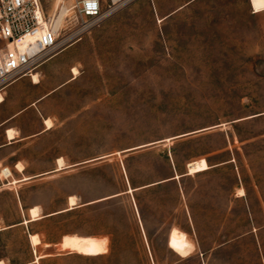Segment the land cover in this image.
<instances>
[{"label": "rangeland", "instance_id": "374dc122", "mask_svg": "<svg viewBox=\"0 0 264 264\" xmlns=\"http://www.w3.org/2000/svg\"><path fill=\"white\" fill-rule=\"evenodd\" d=\"M74 39L16 125L47 130L0 152V261L264 264V0H130Z\"/></svg>", "mask_w": 264, "mask_h": 264}, {"label": "built area", "instance_id": "2783aa9c", "mask_svg": "<svg viewBox=\"0 0 264 264\" xmlns=\"http://www.w3.org/2000/svg\"><path fill=\"white\" fill-rule=\"evenodd\" d=\"M128 1L0 0V93L19 78L32 77L73 38L100 26ZM63 7L66 26L58 28L55 22Z\"/></svg>", "mask_w": 264, "mask_h": 264}, {"label": "crops", "instance_id": "0c3cea01", "mask_svg": "<svg viewBox=\"0 0 264 264\" xmlns=\"http://www.w3.org/2000/svg\"><path fill=\"white\" fill-rule=\"evenodd\" d=\"M63 52H65V50L56 54L45 63H43L42 71L45 70L43 69V67L50 60L61 55ZM52 90L46 93L43 89L41 80L39 83H35L33 81V77L23 76L8 85L2 91L4 99L3 101H0V152L4 151L9 146H12L13 144L21 141L22 139H25L29 136L31 137L34 135H38L42 131L47 130L44 123V120L46 118L43 119L44 125L42 126L41 130H39V132L35 134L21 136L22 129H20V127H17L16 125L19 126V124L21 123L20 118L26 110L31 109L33 106H35L36 109L39 110L38 105L43 100V98H45V96ZM9 129H12L15 132V136L13 138L8 137ZM5 184H10V182ZM2 185H4V182H2Z\"/></svg>", "mask_w": 264, "mask_h": 264}, {"label": "bare ground", "instance_id": "6f19581e", "mask_svg": "<svg viewBox=\"0 0 264 264\" xmlns=\"http://www.w3.org/2000/svg\"><path fill=\"white\" fill-rule=\"evenodd\" d=\"M66 11H67V9L65 7H63L60 10L58 18L56 19V22H55L56 27L64 28V26H65L64 16L66 14ZM73 74L74 75L78 74V71L76 68L73 69ZM33 79H34V82H36V83L39 81L37 75H33ZM2 100H3V97L0 94V101H2ZM45 121H47V123H48L47 127H50L51 121L48 119ZM14 136H15L14 132L11 129H9L8 130V137L13 138ZM191 166L195 169H199L197 162L192 163ZM58 168H61V167L59 166ZM27 178H29V177H24L22 179H27ZM19 180L20 179L13 180L12 183H16ZM69 204H70V206L75 204V196L70 197V203ZM30 211H31V218L29 221H32V220L39 218V207L38 206L32 207L30 209ZM24 222H28V220H25ZM0 229H1V227H0ZM31 240L35 244L40 241L37 234H32ZM59 248L64 250V251H97L99 248V242L95 237H91V236H79L76 234L65 235L62 242L59 245ZM0 264H5V263H4V261L1 260Z\"/></svg>", "mask_w": 264, "mask_h": 264}, {"label": "trees", "instance_id": "16d2710c", "mask_svg": "<svg viewBox=\"0 0 264 264\" xmlns=\"http://www.w3.org/2000/svg\"><path fill=\"white\" fill-rule=\"evenodd\" d=\"M184 174H182V175H180L179 177H182ZM175 175L173 174V175H171L170 177H168V178H166V180H164V182L162 181V182H159V183H157V184H162V183H166V182H169V181H173L174 179H169V178H171V177H174ZM21 181H23V180H25V179H20ZM76 206H77V204H75L71 209H70V207L68 208V210H73V209H75L76 208ZM67 210V211H68Z\"/></svg>", "mask_w": 264, "mask_h": 264}, {"label": "water", "instance_id": "95a60500", "mask_svg": "<svg viewBox=\"0 0 264 264\" xmlns=\"http://www.w3.org/2000/svg\"><path fill=\"white\" fill-rule=\"evenodd\" d=\"M177 176V174L174 176V177H171V178H169V179H175V178H178V177H176ZM66 210H68V209H66Z\"/></svg>", "mask_w": 264, "mask_h": 264}]
</instances>
